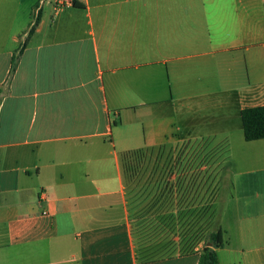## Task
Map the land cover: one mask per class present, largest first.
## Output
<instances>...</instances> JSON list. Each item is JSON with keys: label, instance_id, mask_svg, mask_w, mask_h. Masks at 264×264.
<instances>
[{"label": "crops", "instance_id": "1", "mask_svg": "<svg viewBox=\"0 0 264 264\" xmlns=\"http://www.w3.org/2000/svg\"><path fill=\"white\" fill-rule=\"evenodd\" d=\"M263 104L264 0H0V264H196L134 245L118 154L162 145L226 154L218 264H264Z\"/></svg>", "mask_w": 264, "mask_h": 264}, {"label": "trees", "instance_id": "2", "mask_svg": "<svg viewBox=\"0 0 264 264\" xmlns=\"http://www.w3.org/2000/svg\"><path fill=\"white\" fill-rule=\"evenodd\" d=\"M37 22L38 16H33L29 32L34 29ZM24 45L25 40L18 44V47L14 50L13 59L18 57V53ZM240 118L245 140L264 138V104L243 108L240 112ZM147 151H149V148H136L119 152V164L122 176L126 182L132 181L145 161ZM177 176L178 178L174 181L175 183L172 182L169 174L162 176L158 183L155 182L154 189L153 184L148 182L146 186L147 191H145L148 202L135 212L129 213L128 219L136 251L148 259L168 256L174 254L175 251L183 254L193 251L195 243L202 238V245L199 249L196 264H218L216 249L222 247L224 243L220 224L222 204L212 226L206 229L205 235L201 237L200 235L193 234L192 230L195 224L202 217L205 218L207 216L210 218L212 210L209 205L205 204L188 206L185 209L168 207L167 203L174 194V187L177 189V194L182 200L188 198L190 193L192 195L194 180L187 181L189 184H186L184 188L183 176L180 173ZM130 198L134 199L132 196ZM185 215V218L188 219L183 222L182 234L185 237L186 233H188V237L183 239L184 242L181 245H178L173 242L171 233L176 231V227L180 226V224L174 223L173 220L174 217L180 220ZM208 225L205 223V227ZM146 242H151L152 245L147 246L145 245Z\"/></svg>", "mask_w": 264, "mask_h": 264}, {"label": "rangeland", "instance_id": "3", "mask_svg": "<svg viewBox=\"0 0 264 264\" xmlns=\"http://www.w3.org/2000/svg\"><path fill=\"white\" fill-rule=\"evenodd\" d=\"M171 149L168 151L162 146L154 147L147 151L145 161L142 163L140 169L133 177L132 181L124 180V191L127 203L128 213L135 212L148 202V197L145 196L146 186L148 182L150 184L158 183L162 176L170 175L172 182L178 178V173L183 176V187H186L187 181L194 180L192 195L185 200L179 198L177 189L174 187V194L168 201L167 205L170 208L185 209L188 206L196 205H209L212 210L210 218L202 217V221L199 220L193 228V234L205 235L206 229L211 227L214 219L219 212L220 205L222 204L221 211L223 209V200L227 196L229 191V183L226 177V154L219 149L211 150L208 147H189L185 150V154L181 157V161L176 162L177 157L173 152V155H169ZM233 168H236V164H233ZM123 177V176H122ZM175 183V182H174ZM153 191V190H152ZM132 196L134 199L130 198ZM174 217V223H179L180 226L176 227V231H171V237L175 244L181 245L184 242L183 239L188 237L182 234V225L188 218ZM205 223L208 225L205 227ZM204 224V226H203ZM203 226V227H202ZM145 245H152L151 242H146ZM202 245V238L195 243L194 248H200ZM174 254H180L179 251H175ZM182 254V253H181Z\"/></svg>", "mask_w": 264, "mask_h": 264}, {"label": "built area", "instance_id": "4", "mask_svg": "<svg viewBox=\"0 0 264 264\" xmlns=\"http://www.w3.org/2000/svg\"><path fill=\"white\" fill-rule=\"evenodd\" d=\"M71 0H56L57 6L61 7L64 4H70Z\"/></svg>", "mask_w": 264, "mask_h": 264}]
</instances>
